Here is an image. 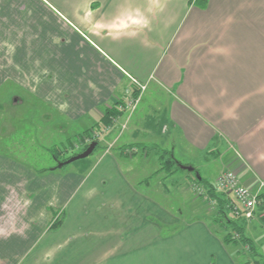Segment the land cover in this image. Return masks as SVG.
<instances>
[{
    "label": "crops",
    "instance_id": "crops-1",
    "mask_svg": "<svg viewBox=\"0 0 264 264\" xmlns=\"http://www.w3.org/2000/svg\"><path fill=\"white\" fill-rule=\"evenodd\" d=\"M7 80L105 142L67 181L0 159V264H240L204 219L164 235L177 217L154 178L167 149L220 158L213 184L227 168L264 183V0H0ZM136 92L158 96L134 117ZM196 183L182 181L195 211Z\"/></svg>",
    "mask_w": 264,
    "mask_h": 264
},
{
    "label": "rangeland",
    "instance_id": "rangeland-1",
    "mask_svg": "<svg viewBox=\"0 0 264 264\" xmlns=\"http://www.w3.org/2000/svg\"><path fill=\"white\" fill-rule=\"evenodd\" d=\"M156 96H158L157 93L153 92L148 99L144 98L140 103V98L134 105H132L133 103L131 101V108L133 107V109H135L136 105L139 103L138 110L134 117L147 107L150 98L154 99ZM15 98L17 99L16 101ZM118 109L121 111L125 109V107L118 106ZM149 109L150 108H146L147 111ZM85 129H87V126L85 127L82 123H77L67 116L58 114L54 109L45 104V102L39 101L36 96L28 93L13 80H7L0 85L1 160L6 161L9 159L23 167L26 166L31 168L39 177L49 175L50 169L56 168L57 166V170L60 169L63 173L64 181H67L72 179L73 175L76 173H85L90 166L94 164V159L97 153L100 152L102 143L105 142L101 139V130L97 131L96 129L94 131L92 130L94 128L91 127L92 131L84 132ZM93 132L97 133L94 134ZM92 138H98L100 143L89 156L63 166L59 165L60 162L64 161V157L72 156L73 153L82 150L87 143L90 144L93 141ZM124 141L128 142L126 139L122 138L119 140L118 144H122ZM127 151H129V149ZM54 153H56L60 159H56L53 155ZM162 153L163 158L161 156L160 168L163 162L171 156L170 150L164 149ZM175 156L177 161H180V164L178 162L174 164V168L177 169L175 170V174L170 176L169 179L164 178L165 175H168L167 170L164 169L160 176L154 178V181L160 180L159 195H163L160 197L161 207L177 217L176 220L170 224H161L160 230L164 232V235H170L172 232L179 231L188 222L193 223L200 218L204 219L212 230L218 232L217 234H220L222 238L226 233L233 232L232 226L228 223L229 219H235L231 211L232 205L230 203L231 199L233 200L231 195L229 196L226 194L227 197L230 198V203H228V206L226 205L227 213L223 216L219 212L217 202L211 199L208 193L201 195L198 194L195 188L192 190L195 198L199 201L196 211L193 210L194 204L191 202V204L187 203L189 201L186 193L183 194L185 188L183 187L182 181L185 177L194 179L197 177V173L183 168L181 164L197 166L196 168L200 170L202 176L207 178L208 181H214L222 164L220 158L211 157L207 159L198 153L188 154L182 153L180 150H176ZM135 157L139 159L140 155H136ZM43 169L48 170L44 171ZM146 169L148 168L143 169V172ZM232 170L238 174L237 170ZM196 185L199 184L196 183ZM58 217H62L63 219V211L60 208H52L51 224ZM255 222H258V224L257 227L253 229L255 230V234L252 235L248 232V227L251 223ZM245 226L246 235L253 239L257 246V251L260 255L264 256V217H258L254 220L247 221ZM51 229L54 231L55 227ZM235 236H237V234ZM127 239L129 242L131 236L128 235ZM234 247L236 249V258L240 264L262 263L263 258L260 255H254L248 245L241 243L234 245Z\"/></svg>",
    "mask_w": 264,
    "mask_h": 264
},
{
    "label": "trees",
    "instance_id": "trees-1",
    "mask_svg": "<svg viewBox=\"0 0 264 264\" xmlns=\"http://www.w3.org/2000/svg\"><path fill=\"white\" fill-rule=\"evenodd\" d=\"M198 1L201 5H203V4L207 3L208 0H198ZM138 96H139V93L136 92L134 99H137ZM118 105L119 104L117 103L116 105H112L111 107H108L105 109V113L102 116L101 122L99 124L100 127L102 125L103 126L104 125L110 126L113 123V118L118 117L120 115L121 111L118 109ZM94 127H96V126H94ZM92 139H93V141L94 140L98 141L97 145H99L100 141L98 138H92ZM88 146H89V143H87L82 148V150H80L79 152L83 151ZM79 152H75L72 155L77 154ZM132 154H135V151ZM53 155L56 159H60L56 153H54ZM69 157L70 156H67V157H64L63 159L66 160ZM162 158H163V156H162ZM176 162H178L180 164V161H177L176 157L173 154H171V156H169L168 159L163 162L162 167L159 169V171H162L164 169H166L168 172H172V171L177 170L174 168V164ZM56 168H57V166H56ZM56 168H51V169H56ZM48 169H43V170L46 171ZM194 171L199 172L198 168H196V167H195ZM199 174H200L201 178H199L197 176L193 180L200 183V184H202V182L204 183L203 186L206 188L209 197L217 202L218 207H219V212L221 213V215L224 216V214L227 213L226 205L228 206V203H230V198L227 197L226 193L218 191L215 188L214 184L212 182H209L206 178H204L200 172H199ZM261 194H262L261 197H263L264 191ZM63 221H64V217H63V219H62V217H58V218H56V220L53 221L51 226L57 228V227L62 225ZM246 222L247 221L245 219H241V218L229 219L228 223L232 226L233 232L231 231L229 233H226L223 236V241L226 244H234V245H238L241 243L246 244L253 251L254 255H260V253L257 251V246L254 243L253 239H251L250 237H248L246 235V226H245ZM236 234H237V236H235ZM260 256L263 258V261L261 264H264V256H262V255H260Z\"/></svg>",
    "mask_w": 264,
    "mask_h": 264
},
{
    "label": "built area",
    "instance_id": "built-area-1",
    "mask_svg": "<svg viewBox=\"0 0 264 264\" xmlns=\"http://www.w3.org/2000/svg\"><path fill=\"white\" fill-rule=\"evenodd\" d=\"M142 88L145 86L142 85ZM138 99H133L137 103ZM218 191L231 195V211L235 218L254 220L258 217H264V183L260 182L257 186L244 184L239 175L232 169L225 170L214 184ZM198 194L205 195L207 190L204 186L194 185ZM262 188V189H261Z\"/></svg>",
    "mask_w": 264,
    "mask_h": 264
},
{
    "label": "water",
    "instance_id": "water-1",
    "mask_svg": "<svg viewBox=\"0 0 264 264\" xmlns=\"http://www.w3.org/2000/svg\"><path fill=\"white\" fill-rule=\"evenodd\" d=\"M97 144H98V141H96V140L92 141L86 149H84L83 151H81L77 154L70 156L68 159L64 160L63 162H60L59 165L63 166L65 164H69L73 161H76L78 159L85 158V157L89 156L95 150ZM181 166L185 169L190 170V171L195 170V167L193 165H182L181 164ZM196 173H197V176L199 178H201L199 172H196Z\"/></svg>",
    "mask_w": 264,
    "mask_h": 264
},
{
    "label": "flooded vegetation",
    "instance_id": "flooded-vegetation-1",
    "mask_svg": "<svg viewBox=\"0 0 264 264\" xmlns=\"http://www.w3.org/2000/svg\"><path fill=\"white\" fill-rule=\"evenodd\" d=\"M17 99L15 98V101H16Z\"/></svg>",
    "mask_w": 264,
    "mask_h": 264
}]
</instances>
